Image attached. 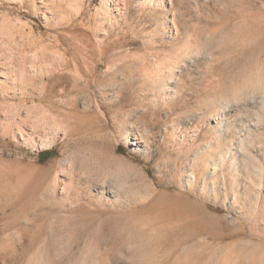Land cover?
Segmentation results:
<instances>
[{"label": "rangeland", "instance_id": "374dc122", "mask_svg": "<svg viewBox=\"0 0 264 264\" xmlns=\"http://www.w3.org/2000/svg\"><path fill=\"white\" fill-rule=\"evenodd\" d=\"M0 264H264V0H0Z\"/></svg>", "mask_w": 264, "mask_h": 264}, {"label": "bare ground", "instance_id": "6f19581e", "mask_svg": "<svg viewBox=\"0 0 264 264\" xmlns=\"http://www.w3.org/2000/svg\"><path fill=\"white\" fill-rule=\"evenodd\" d=\"M44 118V117H43Z\"/></svg>", "mask_w": 264, "mask_h": 264}]
</instances>
